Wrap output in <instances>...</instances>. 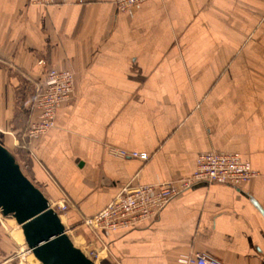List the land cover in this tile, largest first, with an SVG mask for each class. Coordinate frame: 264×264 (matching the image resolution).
Instances as JSON below:
<instances>
[{
    "label": "crops",
    "instance_id": "0c3cea01",
    "mask_svg": "<svg viewBox=\"0 0 264 264\" xmlns=\"http://www.w3.org/2000/svg\"><path fill=\"white\" fill-rule=\"evenodd\" d=\"M41 57L75 72L76 94L30 143L26 173L51 202L71 199L66 225L83 245L108 248L102 264H183L193 250L264 264V0H144L128 10L114 0H0V141L11 151ZM112 146L150 157L115 158ZM213 149L258 176L190 186L135 228L96 234L81 224L124 185L190 178Z\"/></svg>",
    "mask_w": 264,
    "mask_h": 264
},
{
    "label": "built area",
    "instance_id": "2783aa9c",
    "mask_svg": "<svg viewBox=\"0 0 264 264\" xmlns=\"http://www.w3.org/2000/svg\"><path fill=\"white\" fill-rule=\"evenodd\" d=\"M144 0H115L119 10H128L142 3ZM66 3L67 0H30V4L47 7V5ZM39 72L44 75L43 82H36V92L33 99L38 106V118H31L25 123V128L17 141L20 145L28 147L29 154L36 156L30 148V143L38 136H43L52 127L55 122V109L64 101L70 100L75 90V77L72 70L56 69L48 64L44 59L39 60ZM110 155L115 158H135L146 161L150 157V153L138 150L129 151L115 146L108 147ZM240 155L230 152H223L219 149L204 151L199 155L197 167L190 178L183 179L179 183L175 182H159L149 184H129L124 185L117 196L109 201L107 206L100 212L91 216H83L81 218L82 225H86L93 233L97 229L104 230H121L137 227L156 218L166 203L172 199L177 193L189 189L190 186L208 182L209 184L220 182V184L238 186L245 182H249L258 176L259 171L253 170L252 165L239 157ZM20 167L22 165L20 164ZM51 206L56 208L60 214V218L66 217L69 207H74L71 199L64 195L61 199L51 202ZM70 226L66 225V233ZM97 234V233H96ZM30 252L31 249H28ZM104 253L106 256L108 248L102 249L91 248L88 250L89 256L93 260ZM183 264H223L220 259L203 252L195 251L184 254L181 258Z\"/></svg>",
    "mask_w": 264,
    "mask_h": 264
},
{
    "label": "water",
    "instance_id": "95a60500",
    "mask_svg": "<svg viewBox=\"0 0 264 264\" xmlns=\"http://www.w3.org/2000/svg\"><path fill=\"white\" fill-rule=\"evenodd\" d=\"M204 181L194 188L208 185ZM49 198L20 167L15 154L0 141V213L15 219L37 260L42 264H96L74 246L66 225Z\"/></svg>",
    "mask_w": 264,
    "mask_h": 264
},
{
    "label": "rangeland",
    "instance_id": "374dc122",
    "mask_svg": "<svg viewBox=\"0 0 264 264\" xmlns=\"http://www.w3.org/2000/svg\"><path fill=\"white\" fill-rule=\"evenodd\" d=\"M114 2H115V0H114ZM41 59H44L45 61H47L48 64L52 65V63H50L46 58H43V57L38 59V65H39V60H41ZM53 67H55V66H53ZM55 68L59 69L57 67H55ZM63 69H65V68H63ZM63 69H59V70H63ZM67 70H69V69H67ZM38 72H39V69H38ZM74 77H75V81H76L75 72H74ZM43 80H44V75H41L39 72V77L36 79V81L32 82V84H31L33 87H32V91H31V95L28 96V98H27L28 100L26 102V106H25V103H24V105L22 104V107L23 106L26 107V109H25L26 116H25V122L22 125V129H21L22 131L19 133V135H17V139L20 137V135L24 131L25 123H27L31 118H34L36 116H37L36 118H38V114H39L38 113V106L35 102V99H33V96H35V92H36L35 91L36 85H34V84L37 81L43 82ZM75 81H74V84H75ZM75 94H76V84H75L74 94H72L71 99L64 101V103L70 102L74 98ZM64 103H62L58 108L55 109V112H56L55 122H56L57 117H58V113H59L58 110L61 108L62 105H64ZM55 122L53 123V126H55ZM26 148H27L26 154H27L28 161L26 159H22L21 154H19L17 152V150H15V149L12 150V152L15 154L16 158L18 159V161L20 162V164L24 168L25 174H27L26 172H28V168H25L26 163L31 164L32 160H34V157H35V156L29 154V152H28L29 149H28V147H26ZM70 208L71 207H69V209ZM63 219L65 220V222L67 221L65 219V217H63ZM17 224L18 223L15 221V219L13 217L4 216V214L0 213V264H42L41 262H39L37 260L36 256L32 252V250L30 252L28 251V248H27L28 245L25 241L23 234L19 236L20 233L18 231L22 230V228ZM81 224H82V222H81ZM67 234H69V236L72 237V239L75 243V246L80 247L82 249L86 248L85 244L83 245L82 240L78 239V234H75L72 227L69 228V231ZM103 256H104V253L98 257V260H99L98 263L99 264H102L101 261L103 259Z\"/></svg>",
    "mask_w": 264,
    "mask_h": 264
},
{
    "label": "trees",
    "instance_id": "16d2710c",
    "mask_svg": "<svg viewBox=\"0 0 264 264\" xmlns=\"http://www.w3.org/2000/svg\"><path fill=\"white\" fill-rule=\"evenodd\" d=\"M26 150H27V148H26V146L23 145V143H21V144L18 146V148H17V152H18L19 154H21L22 159H26V160L28 161L27 154H26ZM26 160H25V161H26ZM23 171H24V169H23Z\"/></svg>",
    "mask_w": 264,
    "mask_h": 264
},
{
    "label": "bare ground",
    "instance_id": "6f19581e",
    "mask_svg": "<svg viewBox=\"0 0 264 264\" xmlns=\"http://www.w3.org/2000/svg\"><path fill=\"white\" fill-rule=\"evenodd\" d=\"M61 220H63V222H64V224L66 225V222H65V220L64 219H61ZM18 225V224H17ZM125 229V228H124ZM73 240V239H72ZM74 242V241H73ZM74 246H75V243H74ZM75 247H77V246H75ZM85 247L86 248H84V249H82V248H80V247H78V248H80L81 250H82V252L84 253H86L87 254V256H89V254H88V250L90 249V247L89 246H86L85 245ZM91 257V256H90ZM99 262V260H95V263L97 264ZM99 264V263H98Z\"/></svg>",
    "mask_w": 264,
    "mask_h": 264
}]
</instances>
